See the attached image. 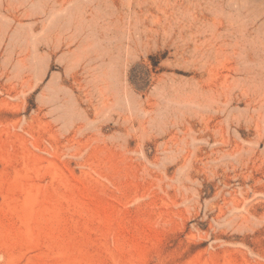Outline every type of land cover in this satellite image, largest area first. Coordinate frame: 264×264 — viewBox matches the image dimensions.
Instances as JSON below:
<instances>
[{
  "label": "rangeland",
  "instance_id": "obj_1",
  "mask_svg": "<svg viewBox=\"0 0 264 264\" xmlns=\"http://www.w3.org/2000/svg\"><path fill=\"white\" fill-rule=\"evenodd\" d=\"M0 264H264V0H0Z\"/></svg>",
  "mask_w": 264,
  "mask_h": 264
}]
</instances>
